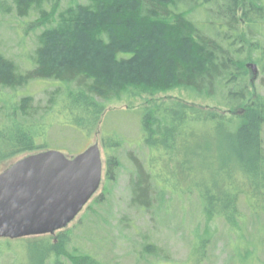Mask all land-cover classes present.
Masks as SVG:
<instances>
[{
  "label": "trees",
  "instance_id": "trees-1",
  "mask_svg": "<svg viewBox=\"0 0 264 264\" xmlns=\"http://www.w3.org/2000/svg\"><path fill=\"white\" fill-rule=\"evenodd\" d=\"M0 14L1 23L9 17L21 41L37 33L24 66L0 50V165L59 142L51 137L55 128L86 143L101 133L105 194L94 202L108 206V212L90 205L84 215L91 212L88 222L101 215L105 229L109 186L120 178L122 155L128 161L127 209L148 215L154 228L168 223L166 203L178 213L177 202L182 197L195 202L193 194L201 215L211 211L234 224L243 220L240 191L248 189L251 198L263 200L252 209L259 217L264 210V94L253 96L248 62H264V0H0ZM174 88L216 105L154 100L133 109L140 113L133 138L109 122L112 103ZM203 168L229 176L223 181L230 183L219 191L216 178ZM134 219L127 211L118 224L144 237L139 245L132 239L138 259L172 261ZM50 236L32 240L40 251L36 264H117L100 253L108 240L99 236V228L94 239L89 237L91 249L69 248L67 229L55 240ZM249 240L238 252L240 264L259 261L255 239Z\"/></svg>",
  "mask_w": 264,
  "mask_h": 264
},
{
  "label": "rangeland",
  "instance_id": "rangeland-1",
  "mask_svg": "<svg viewBox=\"0 0 264 264\" xmlns=\"http://www.w3.org/2000/svg\"><path fill=\"white\" fill-rule=\"evenodd\" d=\"M7 2L10 3L11 0H7ZM1 15L2 14H0V20L2 18ZM8 18L6 17L5 20L2 19V23L0 22V50H3L8 56L21 63V66H24L27 50L36 46L37 33H31L24 41H21L20 34L12 28L13 23H9L10 21L7 20ZM248 67L250 70L253 96L257 91L264 94V62L262 64L258 60H252L248 62ZM34 88L38 89L37 86H34ZM37 96L43 98L44 94L38 92ZM163 99H178L195 106L198 105L207 108L216 105L210 98L191 96L182 88H174L154 94L144 93L138 96L131 95L118 102L112 103L108 106V109L112 110L109 122L119 126V129L125 136L133 138V136L138 133V119L140 117V113L133 109L151 103L154 100L160 101ZM124 109H129V111L123 112L122 110ZM55 129L57 130L55 133L53 132L51 134V137L60 140H58L59 142L49 144L47 147L63 150L69 156L76 154L77 152L75 150L86 148V146L95 141L100 143L104 160V173L100 188L84 206L82 211L62 229L52 233L33 234L16 238L0 236V264H36L37 261L34 258L38 257L40 251L32 246V240L50 235L51 240H55L56 235L61 230L65 229L70 230L72 234L69 248H74L77 244L82 248L91 249L92 241L89 240L91 239L89 237L94 239L98 228L99 236H106L108 240V245L100 251L104 259H109L117 264H155L151 259H138L137 252L132 245V239H135L137 245H139L144 237L135 234V229H133V231L126 228L122 229L120 224H118V218L127 211L131 213L132 217H135L134 223L142 228L143 234H146L150 241H154L157 245L169 252L170 260L172 261L162 259L158 264H240L241 261L237 256L239 255L238 252H242L246 243L248 245L251 244V240H249L250 237L255 239L258 249L259 261L255 264H264V210L258 212V218L256 217L257 213L252 210L254 203L257 202L258 204V202H260L261 204L263 202L262 199L256 201L251 198L249 196L250 190L248 189H245V192L240 191L239 208L244 217L243 220L230 224L227 221L229 220L228 218L226 219L221 215L212 216L211 211L201 215L198 207L199 204L198 202L196 203L197 196L193 194L192 200L195 202H191L187 200V198L183 199V197L177 202L181 208L178 213L170 212L169 208H167L168 203H166L164 218L168 223L166 226L160 224L158 228H154L152 224L150 225L148 222V215L141 212L134 213L131 209H127V199L124 189L127 180L126 164L128 161L123 155L121 156V153L119 155L124 165L120 171V178L118 181L115 182L113 186H109L111 188V194L108 200L110 215L106 214L108 222L105 225V229H103L101 224L102 218H104L101 215L94 216L93 221L88 222L90 221L89 216L91 212L84 217L85 212L90 208H88V206L91 205L93 209H99L103 214L108 212V206L103 209L102 204L97 207V204L94 202L101 193L104 192L105 194L106 153L101 141V133L93 134L90 141L86 143L85 140H79L71 131L58 130V128ZM66 146L74 150H65ZM143 150L146 151V148H143ZM18 158H20V156L12 157L7 161L5 160L2 165H0V172ZM202 170L205 171V174L211 177L212 180L216 178L215 182L219 183L216 188L219 191H221L222 187L228 186L227 184L230 183L229 180L223 181L229 176H222L214 172L212 168H203ZM170 185H172V183H170ZM178 205L176 207H178ZM81 221L83 222L82 229L79 228ZM95 224H97V226ZM82 230L84 235L77 236L76 234H81ZM210 233L211 235L213 234L212 238L210 237L211 235L209 236ZM202 234H206V236L209 237L205 236V239H203L201 238ZM104 242L105 239H102L101 243L104 244ZM203 252L205 255L202 259L201 256Z\"/></svg>",
  "mask_w": 264,
  "mask_h": 264
},
{
  "label": "water",
  "instance_id": "water-1",
  "mask_svg": "<svg viewBox=\"0 0 264 264\" xmlns=\"http://www.w3.org/2000/svg\"><path fill=\"white\" fill-rule=\"evenodd\" d=\"M103 173L98 141L71 156L48 148L18 158L0 172V236L64 228L100 188Z\"/></svg>",
  "mask_w": 264,
  "mask_h": 264
}]
</instances>
